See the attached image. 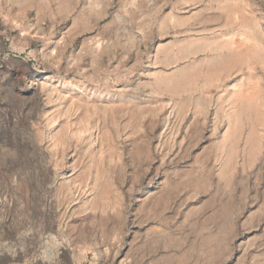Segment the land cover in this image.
<instances>
[{"label":"rangeland","instance_id":"rangeland-1","mask_svg":"<svg viewBox=\"0 0 264 264\" xmlns=\"http://www.w3.org/2000/svg\"><path fill=\"white\" fill-rule=\"evenodd\" d=\"M0 264H264V0H0Z\"/></svg>","mask_w":264,"mask_h":264}]
</instances>
